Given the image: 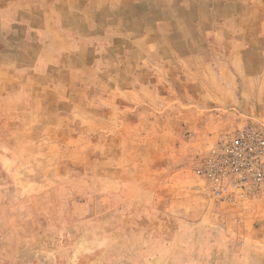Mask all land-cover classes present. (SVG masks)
<instances>
[{"label": "rangeland", "instance_id": "obj_1", "mask_svg": "<svg viewBox=\"0 0 264 264\" xmlns=\"http://www.w3.org/2000/svg\"><path fill=\"white\" fill-rule=\"evenodd\" d=\"M91 78L0 74V264H264V190L224 202L195 175L215 144L264 128V94L134 120Z\"/></svg>", "mask_w": 264, "mask_h": 264}, {"label": "crops", "instance_id": "obj_2", "mask_svg": "<svg viewBox=\"0 0 264 264\" xmlns=\"http://www.w3.org/2000/svg\"><path fill=\"white\" fill-rule=\"evenodd\" d=\"M14 72L106 79V104L134 120L177 97L263 99L264 0H0V74Z\"/></svg>", "mask_w": 264, "mask_h": 264}, {"label": "built area", "instance_id": "obj_3", "mask_svg": "<svg viewBox=\"0 0 264 264\" xmlns=\"http://www.w3.org/2000/svg\"><path fill=\"white\" fill-rule=\"evenodd\" d=\"M195 175L213 197L224 202L245 201L264 190V128L245 127L215 144L200 159Z\"/></svg>", "mask_w": 264, "mask_h": 264}]
</instances>
